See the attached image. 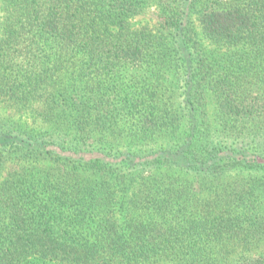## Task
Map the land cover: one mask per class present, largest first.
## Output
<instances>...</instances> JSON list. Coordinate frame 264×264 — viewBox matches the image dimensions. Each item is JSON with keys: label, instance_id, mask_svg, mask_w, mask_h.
Here are the masks:
<instances>
[{"label": "trees", "instance_id": "16d2710c", "mask_svg": "<svg viewBox=\"0 0 264 264\" xmlns=\"http://www.w3.org/2000/svg\"><path fill=\"white\" fill-rule=\"evenodd\" d=\"M0 100V264H264V0H0Z\"/></svg>", "mask_w": 264, "mask_h": 264}, {"label": "rangeland", "instance_id": "374dc122", "mask_svg": "<svg viewBox=\"0 0 264 264\" xmlns=\"http://www.w3.org/2000/svg\"><path fill=\"white\" fill-rule=\"evenodd\" d=\"M156 12L157 11L154 9V7H148L142 13L132 18L131 23L134 27H157L160 20ZM5 118H13L14 120H21L31 123V120L34 119V115L28 111L16 113L14 109L11 108L7 102H5V100H0V119Z\"/></svg>", "mask_w": 264, "mask_h": 264}]
</instances>
